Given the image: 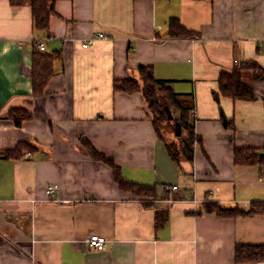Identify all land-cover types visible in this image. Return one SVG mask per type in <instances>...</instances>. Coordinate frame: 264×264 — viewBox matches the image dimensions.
Returning <instances> with one entry per match:
<instances>
[{"label":"crops","instance_id":"0c3cea01","mask_svg":"<svg viewBox=\"0 0 264 264\" xmlns=\"http://www.w3.org/2000/svg\"><path fill=\"white\" fill-rule=\"evenodd\" d=\"M52 8L40 32L28 4L0 0V264H236L237 243H264V214L201 210L264 203V167L233 160L235 147L264 148V81L246 73L253 100L218 92L219 74L237 62L264 68V0H52ZM171 18L198 36L169 37ZM98 33L105 38L88 43ZM38 41L54 61L35 96ZM139 66L192 97L199 142L191 162L170 159L141 93L114 91L113 81L137 77ZM12 109L26 113L20 125ZM81 139L160 197L145 206L122 191ZM19 145L29 149L6 157ZM156 210L168 211L157 230ZM94 233L106 238L102 250L87 244Z\"/></svg>","mask_w":264,"mask_h":264},{"label":"trees","instance_id":"16d2710c","mask_svg":"<svg viewBox=\"0 0 264 264\" xmlns=\"http://www.w3.org/2000/svg\"><path fill=\"white\" fill-rule=\"evenodd\" d=\"M12 6L28 4L31 10L33 27L40 32H47L49 27L50 15L53 11L52 0H9ZM167 35L169 37L195 38L198 35L183 27L179 20L171 18L168 22ZM37 44V43H36ZM53 55L46 52L34 51L32 55V91L33 95L39 96L43 93L48 81L53 75ZM250 73L252 81H264V68L253 60L239 61L230 70L222 71L218 79V92L232 100H253V88L245 81L246 73ZM113 89L116 92L142 94L147 108L152 115V127L158 140H160L170 157L179 164L182 161L191 162L193 159V148L199 138L194 132L191 110L193 100L190 95L175 93L166 81L155 78L150 66H139L137 77L116 79L113 81ZM165 107L171 112L172 118L168 119ZM9 117L20 125L21 121L27 117L21 109L9 111ZM229 130H234V125L230 120L227 123ZM81 144L95 161L107 163L112 171L114 181L119 188L140 199L145 206L153 205L160 196L156 185H139L126 180L119 167L104 154L98 152L90 142L81 139ZM29 147L19 145L13 152H7L6 157H18L22 150ZM233 160L236 165H255L264 167V148L258 151L254 148L235 147ZM162 199L168 198V187L162 186ZM202 211L214 213L220 218H234L238 215H257L264 214V203H252L247 211L237 208H225L218 203L204 202ZM168 220L167 210H156L154 213L155 229L163 227ZM234 261L236 264H253L258 262L264 264V243H237L234 251Z\"/></svg>","mask_w":264,"mask_h":264},{"label":"built area","instance_id":"2783aa9c","mask_svg":"<svg viewBox=\"0 0 264 264\" xmlns=\"http://www.w3.org/2000/svg\"><path fill=\"white\" fill-rule=\"evenodd\" d=\"M105 35L102 33H98L95 38H91L88 40V43L92 42L95 39H104ZM87 44H83L82 47L86 48L88 46ZM36 48L39 51H45V44L44 42L38 41L36 44ZM262 109L264 110V105L262 106ZM194 114V109L191 110V115ZM30 154L27 153V156H29ZM261 180H264V172H262L261 176H260ZM57 186L53 185V186H48V188L45 190V193L47 196H51L53 194V192L56 190ZM169 190L174 191L176 190V186H172L169 188ZM106 242V238L104 236H101L99 234H91L88 238H87V244L90 248L95 249V250H102L104 248ZM253 264H260L258 262H255Z\"/></svg>","mask_w":264,"mask_h":264},{"label":"water","instance_id":"95a60500","mask_svg":"<svg viewBox=\"0 0 264 264\" xmlns=\"http://www.w3.org/2000/svg\"><path fill=\"white\" fill-rule=\"evenodd\" d=\"M165 110H166V113H167L168 119H171V118H172L171 112L168 110L167 107H165Z\"/></svg>","mask_w":264,"mask_h":264},{"label":"rangeland","instance_id":"374dc122","mask_svg":"<svg viewBox=\"0 0 264 264\" xmlns=\"http://www.w3.org/2000/svg\"><path fill=\"white\" fill-rule=\"evenodd\" d=\"M249 73V72H248Z\"/></svg>","mask_w":264,"mask_h":264}]
</instances>
